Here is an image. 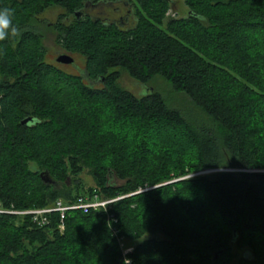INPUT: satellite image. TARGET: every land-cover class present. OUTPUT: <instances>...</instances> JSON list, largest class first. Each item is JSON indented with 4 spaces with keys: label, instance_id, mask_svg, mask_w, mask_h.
<instances>
[{
    "label": "trees",
    "instance_id": "16d2710c",
    "mask_svg": "<svg viewBox=\"0 0 264 264\" xmlns=\"http://www.w3.org/2000/svg\"><path fill=\"white\" fill-rule=\"evenodd\" d=\"M109 1L123 0H0L20 33L0 41L1 205L117 198L62 229L58 213L43 227L0 213V264H264V0H185L169 19L173 0H126V27L86 13ZM46 29L82 74L48 59ZM122 71L161 77L169 100L121 87ZM207 169L221 170L190 176Z\"/></svg>",
    "mask_w": 264,
    "mask_h": 264
},
{
    "label": "rangeland",
    "instance_id": "374dc122",
    "mask_svg": "<svg viewBox=\"0 0 264 264\" xmlns=\"http://www.w3.org/2000/svg\"><path fill=\"white\" fill-rule=\"evenodd\" d=\"M130 2H132V1H130ZM118 8H120L122 10L119 13L121 15L125 14V12L127 11V7L120 5ZM88 10H89V12H88ZM187 12H188V7L185 4V0H173V3L171 5V9L169 10V12L167 14V18L169 19L172 17H175V18L186 17L188 14ZM87 13H90L93 18L100 17L101 13H103L104 15L110 14V16H112V18H113V16L119 18V14H114L112 12V8L106 6V4H102L100 8H98L96 10H91V11H90V7H88ZM41 17L45 19V22H47L46 24H48L47 26H50L51 22H53V20H54L53 17H51L50 15H47V14H46V16L42 15ZM130 24L132 25L133 22ZM47 28H49V27H47ZM55 39L56 38H55L54 34L51 32V29H46L45 38H44L43 42H44L45 48H46L47 53H48V55H47L48 59L50 61L54 62V64H57L60 68H62L66 72H69V73L77 72L78 74H82L83 69L81 68V66L84 65V59L81 55H73L75 60L71 64H64V63L57 62V60H56L57 56L60 54L66 53V52L64 49H62L60 46H58L56 44ZM118 82H119L121 87L133 92L135 95H137L139 97L145 95L147 92H149L152 89H156L160 93H162L165 97H167V100H169L170 87L161 77L156 78V82H151L148 85H144V84H141V83L135 81L133 78H131L127 72L122 71L120 74ZM94 85L98 86L99 84L95 83ZM158 128L159 127H155L153 125V139H154V141L161 147L169 145L168 142L170 141L171 138L166 137L169 135H165V136L161 135L162 133L163 134L166 133V131H162L159 134L158 131L162 130V129H160V128L158 129ZM179 142L181 143V141H179ZM219 170H221V169H207L205 171L193 173L190 176H193L196 174H208V173H212V172L219 171ZM227 170H231V169H227ZM233 171H239V170H233ZM81 178H82V181H83V184L85 187L94 186V181L92 179V176L87 171L82 172ZM112 181L114 182L115 179L112 178ZM192 196H193V201L197 205H199V208L205 209L206 211L210 212V214L213 217H219L220 214L218 213V211L216 209H214L210 205V203L206 199H204L200 194L194 193V194H192ZM133 244H134L133 242L125 240L123 242L122 246L124 248H129V247H133Z\"/></svg>",
    "mask_w": 264,
    "mask_h": 264
},
{
    "label": "built area",
    "instance_id": "2783aa9c",
    "mask_svg": "<svg viewBox=\"0 0 264 264\" xmlns=\"http://www.w3.org/2000/svg\"><path fill=\"white\" fill-rule=\"evenodd\" d=\"M115 199H93L89 200L86 198H78L75 202L67 203L62 200H58L53 205L44 208H29V209H8L4 208L0 203V213H9L17 216H28L30 219L39 227L45 226L49 222L48 216L58 213L60 223L59 228H63V221L67 212L71 210H83L87 211L89 209L106 208L110 203L115 201ZM124 254L132 250V247L124 248ZM129 262V260H126Z\"/></svg>",
    "mask_w": 264,
    "mask_h": 264
},
{
    "label": "flooded vegetation",
    "instance_id": "af4514ba",
    "mask_svg": "<svg viewBox=\"0 0 264 264\" xmlns=\"http://www.w3.org/2000/svg\"><path fill=\"white\" fill-rule=\"evenodd\" d=\"M104 4H106V6H108V7H111L112 8V12L114 14H119L120 11H122L120 8H118L120 5L124 6V7H127V11L123 15L119 14V18L114 17V16L112 18V16H110V14L104 15L103 13H101L100 17L93 18L90 13H87V12L86 13L91 15L92 19H94V20H100L102 22H107V23L116 22L121 27L129 26L130 23L135 22V16H134V12H133L134 7H133V5L130 2H128L126 0L116 1V2H110L109 1V2H106ZM101 5H102L101 3L90 4V6H89L90 7V11L100 8ZM88 12H89V10H88ZM81 68L83 69L84 66H81ZM75 73L78 74L77 72H75Z\"/></svg>",
    "mask_w": 264,
    "mask_h": 264
},
{
    "label": "clouds",
    "instance_id": "9594fccd",
    "mask_svg": "<svg viewBox=\"0 0 264 264\" xmlns=\"http://www.w3.org/2000/svg\"><path fill=\"white\" fill-rule=\"evenodd\" d=\"M14 9L0 8V41L9 37H18L19 29L13 23Z\"/></svg>",
    "mask_w": 264,
    "mask_h": 264
},
{
    "label": "water",
    "instance_id": "95a60500",
    "mask_svg": "<svg viewBox=\"0 0 264 264\" xmlns=\"http://www.w3.org/2000/svg\"><path fill=\"white\" fill-rule=\"evenodd\" d=\"M80 13L78 12L77 13V16H79ZM57 62L59 63H64V64H71L74 62V57H72L71 55L69 54H66V53H63V54H60L57 56L56 58ZM32 118L31 117H28V118H25L22 123L24 124H27L29 121H31ZM40 177L42 178L43 182L45 184H55V182L53 181V179L49 176V173L47 171H43L40 173ZM219 252H216L215 256H214V259L217 258Z\"/></svg>",
    "mask_w": 264,
    "mask_h": 264
}]
</instances>
